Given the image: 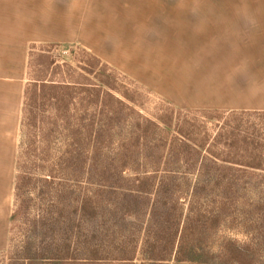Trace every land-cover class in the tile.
<instances>
[{"label":"rangeland","instance_id":"obj_1","mask_svg":"<svg viewBox=\"0 0 264 264\" xmlns=\"http://www.w3.org/2000/svg\"><path fill=\"white\" fill-rule=\"evenodd\" d=\"M53 7L37 34H0L22 87L0 264H176L179 247L182 264H264V0Z\"/></svg>","mask_w":264,"mask_h":264},{"label":"crops","instance_id":"obj_2","mask_svg":"<svg viewBox=\"0 0 264 264\" xmlns=\"http://www.w3.org/2000/svg\"><path fill=\"white\" fill-rule=\"evenodd\" d=\"M84 2L86 0H0V34H37L39 19L54 17L53 5L55 3L79 4ZM6 19L10 21L8 22ZM19 62L21 63L22 60L20 59ZM22 66H24V63ZM1 68L3 67L0 65V133L10 131L8 138L0 139V147H4L3 150L5 149L4 154L1 150V156L6 160L11 159L13 162L14 139L11 136L14 135L19 124L22 87L17 88L18 78L14 77L15 72H8L6 69L1 72ZM257 103L259 102L256 101V105H258ZM5 216V219H7V215ZM5 229L6 226L3 230Z\"/></svg>","mask_w":264,"mask_h":264},{"label":"trees","instance_id":"obj_3","mask_svg":"<svg viewBox=\"0 0 264 264\" xmlns=\"http://www.w3.org/2000/svg\"><path fill=\"white\" fill-rule=\"evenodd\" d=\"M46 46L50 48V47H54V46H60V44L59 43H48ZM83 52L89 57L87 67L84 68L86 73H88V75L93 76L92 78L98 82L99 87H103L106 85L111 89L118 90L117 88H115L113 86V83H112L117 78L113 72L108 71L109 67L106 64H104L103 62H101V60L98 57H96L95 55H93L87 51H84V50H83ZM103 79H107L108 81L103 80ZM44 85L45 84H43V86ZM118 91L120 92V94L122 96H124V98L131 100V97L129 96V94L126 91H121V90H118ZM24 98H25V92H24ZM115 99H117L118 102L122 103V101L118 97H115ZM202 112H204L205 114L209 113L207 111H202ZM262 113H264V111H262ZM22 114H23L22 117L25 116L24 115L25 114L24 106H22ZM23 120L24 119H21V124H22ZM163 121L167 125L166 120H163ZM197 146L200 149L204 148L203 144H197ZM21 153L22 152L20 150V152H18V154H17V159H16L17 165H18V163H20ZM11 217H12V215H11ZM174 261L176 262V264H182V262L186 261L185 256H183L181 253V247H179L177 249L175 256H174Z\"/></svg>","mask_w":264,"mask_h":264}]
</instances>
